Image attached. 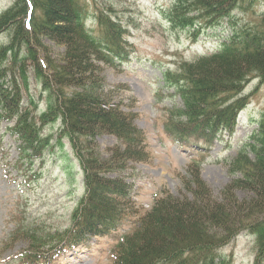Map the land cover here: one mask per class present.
Segmentation results:
<instances>
[{
  "label": "trees",
  "instance_id": "1",
  "mask_svg": "<svg viewBox=\"0 0 264 264\" xmlns=\"http://www.w3.org/2000/svg\"><path fill=\"white\" fill-rule=\"evenodd\" d=\"M256 1L264 4L172 0L163 10L173 28L189 29L194 40L224 19L230 28L215 52L162 72L164 86L174 89L181 104L163 123L178 146H211L231 136L247 104L245 84L264 80V9L257 7L254 22L245 25H236L232 15ZM92 2L15 0L0 13V34L8 36L0 44V123L31 162L48 146L41 129L60 121L59 141H69L84 189L70 227L50 236L49 243L31 242L19 264H51L64 250L107 236L131 218L136 224L116 242L110 264H228L219 250L240 233L253 239V264H264V110L228 161L230 179L218 198L200 178V161H193L182 177L183 192H163L140 214L130 195L133 182L120 173L129 163L147 165L152 155L135 113L124 108L116 90L106 88L102 75L104 65L128 60L127 31L111 8L97 6L90 22L96 29L87 27ZM31 80L40 88L43 108L28 92ZM102 135L115 138V144L99 149L96 138Z\"/></svg>",
  "mask_w": 264,
  "mask_h": 264
},
{
  "label": "rangeland",
  "instance_id": "2",
  "mask_svg": "<svg viewBox=\"0 0 264 264\" xmlns=\"http://www.w3.org/2000/svg\"><path fill=\"white\" fill-rule=\"evenodd\" d=\"M14 1L0 0V13ZM171 1L94 0L88 14L91 20L87 27L95 30L90 22L96 6L111 8L112 17L127 31L128 60L116 62L114 67L104 65L102 75L106 88L116 90L124 108L126 105L135 113L134 123L146 134L147 149L152 155L147 165L129 163L128 169L120 173L133 182L130 195L140 214L165 191L179 196L183 192L182 177L193 161H200V178L218 198L230 179L228 161L256 127L254 122L264 110V80L255 77L245 84L242 95L247 104L239 113L231 136L225 134L211 146L180 147L165 134L163 123L169 110L181 104L174 89L164 86L163 70H176L178 62L209 53L224 40L221 35H229L230 29L224 19L215 28L201 30L194 40L189 29L173 28L164 19L163 10ZM257 7L264 9V4L256 1L247 11L235 10L232 15L236 25L253 23ZM7 40L6 33L0 34V44ZM28 92L39 99L43 108L40 88L32 80ZM23 97L27 101V93ZM5 126L0 123V264H19V255L31 242L49 243L50 236L70 227L71 213L84 189L82 171L69 141H59L60 121L41 129L40 135L47 137L48 146L31 162L23 159L19 141ZM115 142L108 135L96 138L101 150ZM135 219L123 221L107 236L91 237L82 246L64 250L51 264H110L111 250L133 228ZM219 252L227 257L228 264H253V239L240 234Z\"/></svg>",
  "mask_w": 264,
  "mask_h": 264
}]
</instances>
